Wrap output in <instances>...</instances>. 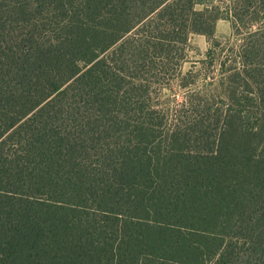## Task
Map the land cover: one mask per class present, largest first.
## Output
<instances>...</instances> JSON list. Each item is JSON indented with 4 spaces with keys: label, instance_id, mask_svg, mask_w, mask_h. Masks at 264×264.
Returning <instances> with one entry per match:
<instances>
[{
    "label": "trees",
    "instance_id": "16d2710c",
    "mask_svg": "<svg viewBox=\"0 0 264 264\" xmlns=\"http://www.w3.org/2000/svg\"><path fill=\"white\" fill-rule=\"evenodd\" d=\"M0 264H264V0H0Z\"/></svg>",
    "mask_w": 264,
    "mask_h": 264
},
{
    "label": "rangeland",
    "instance_id": "374dc122",
    "mask_svg": "<svg viewBox=\"0 0 264 264\" xmlns=\"http://www.w3.org/2000/svg\"><path fill=\"white\" fill-rule=\"evenodd\" d=\"M203 4H212L220 5L223 10H225L229 5V0H199ZM204 6L198 5L197 10H201ZM254 30V28H253ZM255 31V30H254ZM214 41H218L219 46L214 48L216 55L219 53L221 60L219 61L216 58L215 65H211L209 59L206 58L210 44L203 35L192 34L188 42V49L186 51L187 57L185 62L182 64V71L188 72L193 69L196 65L197 70H202L201 80L199 81L202 85L207 79L210 81L209 77H219L221 68L219 63L226 62L227 68L231 66L232 61L235 59V54L241 48L243 44L242 34L233 32L230 22L226 20H221L217 24L216 38ZM214 43V42H213ZM202 61H206L205 64H202ZM238 67H241L238 65ZM186 96V91H182L177 88L176 85L171 88H165L163 91V97L172 101L171 104L175 102L183 101Z\"/></svg>",
    "mask_w": 264,
    "mask_h": 264
}]
</instances>
